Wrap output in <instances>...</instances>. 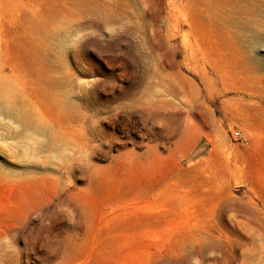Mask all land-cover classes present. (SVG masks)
<instances>
[{"label": "rangeland", "instance_id": "obj_1", "mask_svg": "<svg viewBox=\"0 0 264 264\" xmlns=\"http://www.w3.org/2000/svg\"><path fill=\"white\" fill-rule=\"evenodd\" d=\"M0 264H264V0H0Z\"/></svg>", "mask_w": 264, "mask_h": 264}, {"label": "built area", "instance_id": "obj_2", "mask_svg": "<svg viewBox=\"0 0 264 264\" xmlns=\"http://www.w3.org/2000/svg\"><path fill=\"white\" fill-rule=\"evenodd\" d=\"M240 132L238 131V130H235V131H233V136L235 137V138H238V137H240Z\"/></svg>", "mask_w": 264, "mask_h": 264}]
</instances>
